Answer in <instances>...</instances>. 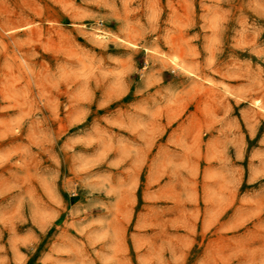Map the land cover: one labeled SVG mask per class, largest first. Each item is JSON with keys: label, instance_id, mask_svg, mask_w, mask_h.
I'll list each match as a JSON object with an SVG mask.
<instances>
[{"label": "rangeland", "instance_id": "rangeland-1", "mask_svg": "<svg viewBox=\"0 0 264 264\" xmlns=\"http://www.w3.org/2000/svg\"><path fill=\"white\" fill-rule=\"evenodd\" d=\"M0 264H264V0H0Z\"/></svg>", "mask_w": 264, "mask_h": 264}, {"label": "bare ground", "instance_id": "bare-ground-1", "mask_svg": "<svg viewBox=\"0 0 264 264\" xmlns=\"http://www.w3.org/2000/svg\"><path fill=\"white\" fill-rule=\"evenodd\" d=\"M94 35L96 36V37H103V36H105V34H103L102 32H101V30H97L96 32H94ZM107 36V35H106Z\"/></svg>", "mask_w": 264, "mask_h": 264}]
</instances>
